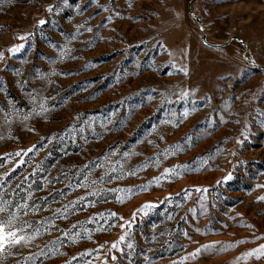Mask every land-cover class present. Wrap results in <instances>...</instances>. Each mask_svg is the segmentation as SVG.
I'll use <instances>...</instances> for the list:
<instances>
[{
	"label": "rangeland",
	"instance_id": "rangeland-1",
	"mask_svg": "<svg viewBox=\"0 0 264 264\" xmlns=\"http://www.w3.org/2000/svg\"><path fill=\"white\" fill-rule=\"evenodd\" d=\"M189 1L0 0V264H264V70ZM193 10L264 65V0Z\"/></svg>",
	"mask_w": 264,
	"mask_h": 264
},
{
	"label": "snow or ice",
	"instance_id": "snow-or-ice-1",
	"mask_svg": "<svg viewBox=\"0 0 264 264\" xmlns=\"http://www.w3.org/2000/svg\"><path fill=\"white\" fill-rule=\"evenodd\" d=\"M41 23H44V21H41ZM10 51L15 52L18 51V49H10ZM2 55V54H0ZM184 95L186 96L187 93H184ZM34 100V98H33ZM41 112H46L47 109L44 107V105L41 103L39 105ZM39 114V113H37ZM185 116H187V113H185ZM29 151H31V149H29ZM15 155H20V153H16ZM113 171H115V169H112ZM171 170H165L166 173L170 172ZM135 172H131L129 173V175H135ZM154 179H158V178H154ZM93 183H95V181H93ZM115 191V190H114ZM120 191L122 192H131L130 189L128 190H124L121 189ZM197 191H200L199 189H197ZM95 194V193H93ZM118 199L122 202L123 198L122 197H118ZM259 199L264 200V197H260ZM0 204H2L3 206H0V213H7L6 216H0V252H4L7 248H11L15 245H19L22 242H24L26 240V237L24 235H20L18 234V231L16 229V220H17V216L16 213L13 212H9L8 211V205L7 202H0ZM151 205H145L144 208H148ZM19 207H26L24 205L19 206ZM111 215L115 216V213H112ZM23 227H21L19 229V232H23ZM28 239H31V237H28ZM121 239H123V237H121ZM113 247H117L116 244L113 245ZM129 247H131V245H129ZM210 247V246H208ZM257 251L264 253V245H262L260 247V249H258ZM195 255V254H193ZM249 255H251V253H249ZM186 259V258H185Z\"/></svg>",
	"mask_w": 264,
	"mask_h": 264
},
{
	"label": "water",
	"instance_id": "water-1",
	"mask_svg": "<svg viewBox=\"0 0 264 264\" xmlns=\"http://www.w3.org/2000/svg\"><path fill=\"white\" fill-rule=\"evenodd\" d=\"M196 0H190L188 3V11L190 12V14L193 15V17L195 18V20L199 23L201 30L203 32L202 35V42L204 45L210 47V48H221L224 46L229 45L230 43H232L233 41H238L239 43L243 44L246 48L245 50V57L247 58V60L257 69H262L264 70V65L258 63L251 55H246V52H248L250 50V45L249 43L241 36L237 35V34H232L230 37H228L226 40H224L223 42H212L209 40L208 38V32H207V28L204 24V22L202 21L201 17L194 12L193 10V3Z\"/></svg>",
	"mask_w": 264,
	"mask_h": 264
}]
</instances>
